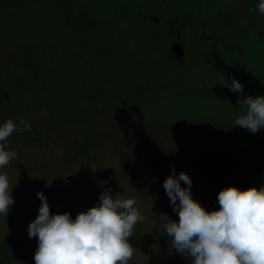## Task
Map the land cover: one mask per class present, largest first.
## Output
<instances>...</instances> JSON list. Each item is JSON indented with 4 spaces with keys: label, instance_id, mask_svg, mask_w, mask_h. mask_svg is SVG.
Wrapping results in <instances>:
<instances>
[{
    "label": "trees",
    "instance_id": "obj_1",
    "mask_svg": "<svg viewBox=\"0 0 264 264\" xmlns=\"http://www.w3.org/2000/svg\"><path fill=\"white\" fill-rule=\"evenodd\" d=\"M258 4L0 0V124L12 119L22 129L23 120L31 128L9 136L6 147L17 152L10 167L31 179L54 164L93 161L99 179L120 192L126 176L120 166L156 146L154 165L162 169L156 181L164 180L174 166L177 175L193 170L191 180L196 178L205 192L218 194L230 178L241 189L264 185V128L252 133L211 119L168 125L154 116L142 125L136 122L138 139L129 135L134 132L131 117L139 121L149 114L145 103L161 96L158 86L183 73L169 51L182 44L178 35L201 38L208 49L227 56L234 42L241 45L245 35L264 22ZM248 13L247 20H254L252 30L245 33L244 22L238 32L231 19ZM110 156L120 162L107 164L104 160ZM129 169L142 188L138 170L132 164ZM18 244L16 237H0V264L16 260L12 248Z\"/></svg>",
    "mask_w": 264,
    "mask_h": 264
},
{
    "label": "rangeland",
    "instance_id": "obj_2",
    "mask_svg": "<svg viewBox=\"0 0 264 264\" xmlns=\"http://www.w3.org/2000/svg\"><path fill=\"white\" fill-rule=\"evenodd\" d=\"M250 9L247 10L251 11ZM250 14L243 17L235 14L231 19L240 28L238 32L242 30L244 22L245 24L248 22L245 33L249 29L252 30L254 20L251 19L252 22L247 20L251 18ZM253 14L255 15L254 12ZM256 26L258 27H253L249 35H245L241 45L233 43L236 47L227 56L216 49H208L201 38L179 34L182 44L180 46L174 44L169 51L176 56L174 61L183 69V73L179 78L166 80L163 85L158 86L163 90L159 91L161 96H158L156 102L153 101L154 106L150 105L153 104L152 99L145 103L144 109L149 114H143L139 121L135 120L136 117H131L129 122L134 128V132L129 133L131 138L138 139L136 122L142 125L150 122L154 116L164 119L168 125L174 121L198 122L211 119L241 127L234 125V122L236 118L246 113L247 106L240 104L239 99L264 95V22ZM186 30L188 33L190 28ZM233 77L242 83L243 93L233 92L221 84L226 80L230 83ZM152 96L155 97L156 94ZM146 130L148 129L144 128L142 132L146 133ZM20 145H23L22 141ZM153 151H157L156 146L147 147L142 150V154L131 158L129 165L120 166L126 175L120 192L113 190L111 182L99 179L93 161L73 165L54 164L42 171L45 172L43 175L36 174L31 179L22 176L9 164L0 169L4 172V169L8 168V172H5L10 184L13 185L14 199L6 217L0 215V237L19 239L17 247L12 248L17 254L16 260L10 264L30 262L35 264L34 254L38 239L29 237L28 226L39 214L41 205V200L37 196L39 191L46 195L52 214L66 212L68 208L67 212L75 219L79 212L87 211L99 203V195L106 189H110L113 196L134 197L145 216L144 222L137 224L134 235L128 238L136 248L129 264H191L194 258L185 256L173 248L172 238L165 233L162 215L177 221L179 217L178 213L173 211L171 201L165 192L164 180L156 181L157 175L162 174V169L158 170L154 165L156 156L152 155ZM114 160L115 158L110 156L104 161L113 165L120 162L118 159ZM131 164L138 170L140 180H144L145 185L142 188L138 187V180L129 169ZM192 172L193 170L187 171L188 174ZM191 181L193 198L209 211L218 210V194L213 190L202 191L203 186L196 178ZM232 181L231 178L225 180L221 189L228 185H236V182ZM181 184L184 186L183 181Z\"/></svg>",
    "mask_w": 264,
    "mask_h": 264
},
{
    "label": "clouds",
    "instance_id": "obj_3",
    "mask_svg": "<svg viewBox=\"0 0 264 264\" xmlns=\"http://www.w3.org/2000/svg\"><path fill=\"white\" fill-rule=\"evenodd\" d=\"M258 12L264 15V0H259ZM221 84L243 93L235 77ZM238 102L247 106L246 113L234 125L252 133L264 128V95ZM20 124L22 129L12 119L0 124V169L17 157L15 150L6 147L9 136L17 130H31L27 122ZM191 185L189 174L182 170L177 175L174 166L163 182L179 217L178 221L161 217L172 247L194 258L191 264H264V185L243 189L228 185L218 193L219 209L211 211L193 198ZM12 187L7 173L0 171V215L5 217L14 203ZM37 196L39 214L28 226L29 237L38 239L35 264H129L136 248L128 238L145 220L134 197L113 196L106 189L99 203L73 219L67 211L52 214L44 192Z\"/></svg>",
    "mask_w": 264,
    "mask_h": 264
}]
</instances>
